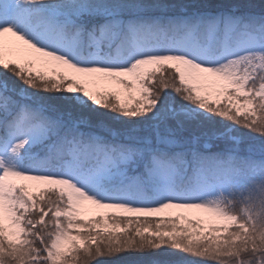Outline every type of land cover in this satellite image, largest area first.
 <instances>
[{"label": "snow or ice", "instance_id": "6c2138e0", "mask_svg": "<svg viewBox=\"0 0 264 264\" xmlns=\"http://www.w3.org/2000/svg\"><path fill=\"white\" fill-rule=\"evenodd\" d=\"M243 130L264 157V12L0 0V264H264Z\"/></svg>", "mask_w": 264, "mask_h": 264}, {"label": "trees", "instance_id": "16d2710c", "mask_svg": "<svg viewBox=\"0 0 264 264\" xmlns=\"http://www.w3.org/2000/svg\"><path fill=\"white\" fill-rule=\"evenodd\" d=\"M199 2L217 6L225 2L240 3L251 8L257 15L264 12V0H199ZM176 103H179L178 99ZM93 118H95V115ZM253 144L256 146L255 151L252 152L253 157L257 160L264 158L259 152L260 140L257 135L243 130L242 147L240 148L239 154L242 156L248 155L249 148ZM190 258V256L179 252V250L173 251L169 249L164 251L161 249L159 251L147 250L144 252H126L118 258H99L94 264H114L116 260L119 261V264H154L155 262L159 263L161 261L184 262L188 259L190 260ZM191 261L195 262V264H204V262L198 258H194V260Z\"/></svg>", "mask_w": 264, "mask_h": 264}, {"label": "rangeland", "instance_id": "374dc122", "mask_svg": "<svg viewBox=\"0 0 264 264\" xmlns=\"http://www.w3.org/2000/svg\"><path fill=\"white\" fill-rule=\"evenodd\" d=\"M191 260H194V258L191 257L190 260L188 259V260L184 261L183 264H189V262H190ZM154 264H160V262H159V263H158V262H155Z\"/></svg>", "mask_w": 264, "mask_h": 264}]
</instances>
